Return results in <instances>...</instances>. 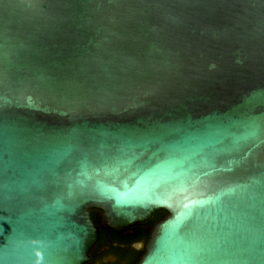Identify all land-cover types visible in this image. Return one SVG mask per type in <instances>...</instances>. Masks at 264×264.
Segmentation results:
<instances>
[{
	"label": "water",
	"instance_id": "95a60500",
	"mask_svg": "<svg viewBox=\"0 0 264 264\" xmlns=\"http://www.w3.org/2000/svg\"><path fill=\"white\" fill-rule=\"evenodd\" d=\"M264 264V0H0V264Z\"/></svg>",
	"mask_w": 264,
	"mask_h": 264
},
{
	"label": "trees",
	"instance_id": "16d2710c",
	"mask_svg": "<svg viewBox=\"0 0 264 264\" xmlns=\"http://www.w3.org/2000/svg\"><path fill=\"white\" fill-rule=\"evenodd\" d=\"M167 216L165 211H160L149 224L139 226L132 231L115 232L104 224L101 212L93 210L92 220L99 230V238L90 254L91 261L88 264H103L107 256L114 257L113 264H138L145 252V245L152 229ZM137 244H142L143 248L135 249Z\"/></svg>",
	"mask_w": 264,
	"mask_h": 264
},
{
	"label": "flooded vegetation",
	"instance_id": "af4514ba",
	"mask_svg": "<svg viewBox=\"0 0 264 264\" xmlns=\"http://www.w3.org/2000/svg\"><path fill=\"white\" fill-rule=\"evenodd\" d=\"M143 248L142 244H137L135 245V249L141 250ZM114 262V257L113 256H107L104 258L103 264H113Z\"/></svg>",
	"mask_w": 264,
	"mask_h": 264
}]
</instances>
